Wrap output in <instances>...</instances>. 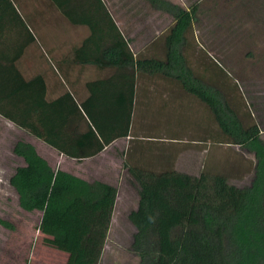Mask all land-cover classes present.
Listing matches in <instances>:
<instances>
[{"label":"trees","instance_id":"trees-1","mask_svg":"<svg viewBox=\"0 0 264 264\" xmlns=\"http://www.w3.org/2000/svg\"><path fill=\"white\" fill-rule=\"evenodd\" d=\"M145 1L174 21L165 38L163 60L133 57L103 0H91L99 6L96 13L103 14L98 17L76 21L70 12L59 10L70 23H83L89 31L73 58L80 56L81 63L111 68L113 73L86 83L87 97L79 104L69 92L46 102L40 77L10 92L0 89V96L11 98L9 107L0 106V116L65 157L88 159L129 135L138 78L175 82L209 109L225 144L253 154V176L247 187L238 188L216 174L126 167L137 196L136 208L127 215L134 229L129 250L137 264H264V143L258 128L243 126L218 90L187 68L180 48L194 6L185 11L164 0ZM34 83L39 104L26 107L25 87ZM12 154L24 166L13 170L8 186L20 210L40 213L35 230L42 241L66 255L64 264H97L116 188L51 169L23 141L13 144ZM0 226L10 228L2 220Z\"/></svg>","mask_w":264,"mask_h":264},{"label":"rangeland","instance_id":"rangeland-1","mask_svg":"<svg viewBox=\"0 0 264 264\" xmlns=\"http://www.w3.org/2000/svg\"><path fill=\"white\" fill-rule=\"evenodd\" d=\"M107 1L113 7L110 14L124 38L134 41L129 44L134 57L163 60L165 53L161 46L174 24L173 19L155 11L146 1ZM164 1L188 8L194 0ZM219 1L226 7L227 0H204L198 5L197 13L202 11L204 17L197 22L193 20L185 33L186 44L180 54L184 53L185 64L194 76L218 90L243 126H257L264 143V9L251 12L248 17L237 12L236 21H227L220 16L227 11L215 12ZM154 38L157 41L150 43ZM144 88L156 99L146 103L147 112L140 116L136 114V100L131 135L137 137L139 132L145 137L158 136L161 142H144V158L138 166L130 160L128 152L120 156L110 153L80 166L85 179L111 184L117 191L97 264L138 263L129 250L134 229L127 215L136 208L137 196L126 167H143L156 172L172 169L191 176L201 172L216 174L238 188L247 187L253 176V154L224 143L205 105L163 77L138 78L137 94L143 93ZM141 120L144 127L138 123ZM166 139L174 141L167 143ZM8 141L5 139L6 143ZM0 147L5 151L3 155L0 153V220L10 226H0V264H64L66 255L48 247L35 230L40 213H26L18 208L15 193L6 184V178L13 172L5 169L12 167L9 148L5 144ZM129 148L134 146L130 143ZM50 165L57 169L56 162ZM59 167L67 171L73 169L70 161L62 162Z\"/></svg>","mask_w":264,"mask_h":264},{"label":"crops","instance_id":"crops-1","mask_svg":"<svg viewBox=\"0 0 264 264\" xmlns=\"http://www.w3.org/2000/svg\"><path fill=\"white\" fill-rule=\"evenodd\" d=\"M144 1L145 0H142L143 3H146ZM202 1L204 0H194L188 8H180L188 11L190 7L194 6L193 20L197 22V19H202L204 17L202 11L197 13L198 5ZM220 3L219 1L218 6L215 7V12L227 11L226 14L220 13L221 19L227 21H236L238 19L237 12H240L243 17H248L251 15V12L264 9V0H227L226 3L224 2L226 7H223ZM104 4L107 11L113 8H111V4H109L107 0L104 1ZM59 10L70 12V15H72L73 19L76 21L79 19L83 20V18L89 19L92 16L98 17V14L101 16L103 15L99 13V6L95 2H91V0L89 2H84L83 0H69V2H61L60 5L53 3L52 0H7V2H5V0H0L1 90L10 92V90L23 87L22 82L29 83L34 78L40 77L44 86L43 99L46 102L55 100L65 92H69L75 102L79 104L87 97L85 89L86 83L107 78L113 73L111 68H100L93 64L81 63L80 56H78V58H73V51L81 46L82 42L88 37L89 31L87 26L83 23H70L59 13ZM96 11L99 12L96 13ZM200 13L201 15L199 16ZM240 18L242 19V17ZM112 20L118 27L113 17ZM49 26L53 27L52 31ZM142 39L143 37L140 38V40ZM156 39L157 38L152 39L150 43L157 41ZM127 40L129 44L130 42H134L131 38ZM185 44L186 40L181 46L180 51L184 49ZM156 48L157 47H153L154 50ZM161 48L164 49L163 51L165 53L164 44ZM183 55L182 57L184 58ZM30 85L32 86L25 87L26 107L39 104V94L36 91L38 85L35 83ZM145 89L146 88L143 89V93L137 94L136 87L132 115L135 113L137 99L138 110L136 114L139 116L144 114L145 110L147 112L146 103L156 99V97L154 98V96L147 93L149 89ZM10 100V97L8 98L6 95H1L0 106L9 107L11 105ZM61 116L63 118L64 113H62ZM138 123H140V126L144 127L142 120ZM131 130L132 128L130 127L127 137L115 139L104 147L96 156L88 159H73L58 153L42 141L31 136L22 129L16 128L11 122L0 116V145L5 144L9 148L8 154L12 163H10L12 167H7L5 169L12 171L15 168L24 166L22 159L12 154L13 144L16 141H23L31 145L36 154L41 157L51 169H54V167L50 165V162L53 161L57 163L56 168L58 170L72 174L87 182H91L85 179L81 173L83 172L80 167L82 163L92 162L100 156H109L110 153L112 156H120L123 155V152H128L130 153V160H132L134 165L138 166L142 163L144 158V142H161L158 136H155V138L145 137L140 135L139 132V135L135 137L131 135ZM5 139H9L7 142L8 144L5 142ZM172 141L174 140L168 139L167 143H171ZM130 143L134 146L133 149L129 148ZM4 152V148L0 147L1 155L5 154ZM66 161L72 163V171H67L59 167L62 162L64 163ZM9 176L6 178L7 185Z\"/></svg>","mask_w":264,"mask_h":264}]
</instances>
